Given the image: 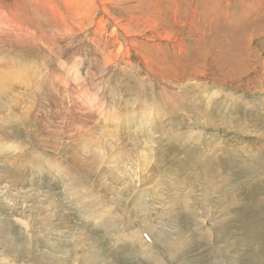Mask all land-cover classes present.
<instances>
[{"label":"rangeland","instance_id":"rangeland-1","mask_svg":"<svg viewBox=\"0 0 264 264\" xmlns=\"http://www.w3.org/2000/svg\"><path fill=\"white\" fill-rule=\"evenodd\" d=\"M0 264H264V0H0Z\"/></svg>","mask_w":264,"mask_h":264},{"label":"bare ground","instance_id":"bare-ground-1","mask_svg":"<svg viewBox=\"0 0 264 264\" xmlns=\"http://www.w3.org/2000/svg\"><path fill=\"white\" fill-rule=\"evenodd\" d=\"M32 25V24H31ZM18 68V66H17ZM16 68V69H17ZM15 69V70H16ZM4 73V72H3ZM20 73V72H19ZM68 74L67 76H69L68 78H70L72 81L76 82V84L78 83V86L79 88H81L82 84H83V81L79 75V70H77L76 67H73L72 70L69 68L68 70ZM6 75V73H5ZM4 75V76H5ZM9 76L6 75V77ZM22 76V75H21ZM5 79V77H4ZM13 79V78H12ZM6 86V85H5ZM4 86V87H5ZM7 87V86H6ZM8 88V87H7ZM81 89H84L83 87ZM4 90H6L4 88ZM86 91V90H85ZM83 92V91H82ZM86 97V96H85ZM84 97V98H85ZM88 98H89V102L90 104L92 103H95L96 102V97L94 95H90L88 93ZM87 99V97H86ZM88 102V101H87ZM110 117V116H109ZM112 118V117H111ZM118 120V119H117ZM114 121V120H113ZM81 122V121H80ZM83 122V121H82ZM115 122V121H114ZM86 123V122H85ZM119 123V122H118ZM84 124V123H83ZM126 124V123H125ZM128 124V123H127ZM135 124V122H134ZM114 125V124H113ZM117 129V128H116ZM119 130V129H118ZM121 130V129H120ZM113 132H116V131H107L104 133V147H110V148H113L114 149V154L112 156V163L110 164L111 167H110V170L112 171V174L114 175L112 179H109V180H114V182H119V181H122L123 178L127 177V176H130V175H135L137 177V175H141L143 173V171L145 172L147 170V168L145 170H143L142 168L145 167V165H147V162L150 161V154L148 156H141L137 153V156H135L137 159L136 160H129L128 159V156L129 154H126L124 156L120 153V149H119V145L120 144H114L113 142H115L116 138H117V135L114 134ZM152 141V140H150ZM133 144V143H132ZM116 146V148H115ZM155 151V150H154ZM132 152V151H131ZM141 152V151H140ZM150 153V152H149ZM155 154V153H154ZM152 158V157H151ZM153 161V159H152ZM151 161V162H152ZM156 161V160H155ZM123 162V165L125 168L123 170H119L120 169V163ZM154 162V161H153ZM54 166V165H52ZM56 171V170H54ZM110 171V172H111ZM64 170H62V174H63ZM106 172L105 170H103V173ZM109 172V171H108ZM66 173V172H65ZM107 173V172H106ZM65 175V174H64ZM135 177V178H136ZM138 182L145 186L146 182H145V178L143 176L139 177L138 178ZM84 189V188H83ZM142 194V193H141ZM98 219V218H97Z\"/></svg>","mask_w":264,"mask_h":264}]
</instances>
